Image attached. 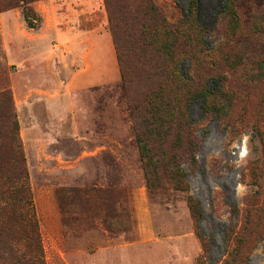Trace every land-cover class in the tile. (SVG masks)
Instances as JSON below:
<instances>
[{
	"label": "rangeland",
	"instance_id": "obj_1",
	"mask_svg": "<svg viewBox=\"0 0 264 264\" xmlns=\"http://www.w3.org/2000/svg\"><path fill=\"white\" fill-rule=\"evenodd\" d=\"M151 1L171 26L192 6ZM231 1L228 34L214 25L222 0H199L214 30L190 70L192 93L222 88L226 107L194 104L186 125L147 143L160 165L146 173L134 131L146 114L134 106L158 86L181 96L187 64L128 57L121 70L102 0L31 3L35 29L22 7L0 11V94L11 99L0 115L17 122L44 264H264V0Z\"/></svg>",
	"mask_w": 264,
	"mask_h": 264
},
{
	"label": "trees",
	"instance_id": "obj_2",
	"mask_svg": "<svg viewBox=\"0 0 264 264\" xmlns=\"http://www.w3.org/2000/svg\"><path fill=\"white\" fill-rule=\"evenodd\" d=\"M39 1L43 0H0V11L22 7L24 22L28 28L35 29L40 20L27 5ZM102 1L121 70L128 57L147 63L152 68L158 61L165 64L167 61L172 62L174 71L180 70L185 63L188 66L185 75H178V81L184 89L181 96L171 98L164 95L166 92L162 86H158L155 91L144 96L142 105L134 106L137 117L141 118L146 114V118H141L134 127L137 147L146 173V168L160 165V160L154 158L155 154L152 153L151 158L148 156L147 143H161L175 132L180 123L186 125L194 104L211 101L216 105L211 108L215 113L226 107L222 88L220 94H210L209 84L196 94L190 90L191 63L204 51L206 38L214 30V26L210 29L201 26L199 0H192L191 9L182 17L179 26L168 25L151 0ZM218 23L228 34L234 33L238 27L239 22L231 0H222L214 25ZM194 39H198L196 51L192 49ZM177 47L180 48V54H176L174 50ZM122 80L126 83L124 77ZM0 100H6V104L11 103L6 93L0 94ZM17 131L15 116L8 109L0 115V139L3 140L0 143V257L15 264H44ZM195 207V204H189V210L196 219L198 212Z\"/></svg>",
	"mask_w": 264,
	"mask_h": 264
}]
</instances>
